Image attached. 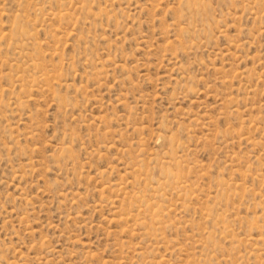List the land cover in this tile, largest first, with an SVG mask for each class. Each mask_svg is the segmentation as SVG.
<instances>
[{
	"label": "rangeland",
	"instance_id": "obj_1",
	"mask_svg": "<svg viewBox=\"0 0 264 264\" xmlns=\"http://www.w3.org/2000/svg\"><path fill=\"white\" fill-rule=\"evenodd\" d=\"M0 264H264V0H0Z\"/></svg>",
	"mask_w": 264,
	"mask_h": 264
},
{
	"label": "bare ground",
	"instance_id": "obj_2",
	"mask_svg": "<svg viewBox=\"0 0 264 264\" xmlns=\"http://www.w3.org/2000/svg\"><path fill=\"white\" fill-rule=\"evenodd\" d=\"M17 42H18V41H17ZM169 157H170V156H169ZM173 160H174V159H173ZM166 174H167V172H166ZM168 174H169V172H168ZM168 174H167V175H168ZM119 188H120V187H119ZM122 189H123V188H122ZM148 209H149V208H148ZM140 211H141V210H140ZM141 212H143V211H141ZM149 212H150V211H149ZM149 212H148V213H149ZM138 213H139V212H138ZM152 213H153V211H152ZM155 213H156V212H155Z\"/></svg>",
	"mask_w": 264,
	"mask_h": 264
}]
</instances>
